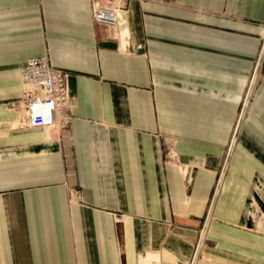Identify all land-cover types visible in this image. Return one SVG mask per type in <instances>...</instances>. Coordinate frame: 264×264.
<instances>
[{
  "label": "crops",
  "instance_id": "0c3cea01",
  "mask_svg": "<svg viewBox=\"0 0 264 264\" xmlns=\"http://www.w3.org/2000/svg\"><path fill=\"white\" fill-rule=\"evenodd\" d=\"M263 22L264 0H130L118 29L91 0H0V264H191ZM45 55L57 133L12 109ZM196 264H264V74Z\"/></svg>",
  "mask_w": 264,
  "mask_h": 264
},
{
  "label": "built area",
  "instance_id": "2783aa9c",
  "mask_svg": "<svg viewBox=\"0 0 264 264\" xmlns=\"http://www.w3.org/2000/svg\"><path fill=\"white\" fill-rule=\"evenodd\" d=\"M162 4L165 0H141ZM130 0H91V12L96 24L107 29L119 28L120 13L129 5ZM119 37L127 48L128 36L121 32ZM21 98L12 103V109L21 123L33 128H44L60 132L68 128L71 120L72 102L69 90V75L52 66L47 55L32 58L19 72ZM220 178L214 197L209 203L202 229L199 233L191 264H196L207 240V231L214 216L215 199L220 191ZM220 183V184H219ZM218 191V192H217ZM122 217H117L120 222Z\"/></svg>",
  "mask_w": 264,
  "mask_h": 264
},
{
  "label": "rangeland",
  "instance_id": "374dc122",
  "mask_svg": "<svg viewBox=\"0 0 264 264\" xmlns=\"http://www.w3.org/2000/svg\"><path fill=\"white\" fill-rule=\"evenodd\" d=\"M263 74H264V22L261 23L259 50H258L257 56L254 60V64L252 67L251 74L249 76V79L247 81V84L245 86V90L243 92V95H242V98L240 101V106H239V110H238L237 115H236L235 124H234L233 130L231 132V135L229 137L227 146L225 148V151H224V154L222 157V164H221L220 170L218 172L209 203L211 202V199L215 196L214 192H215L216 185L218 183L220 176L222 177L221 178L222 182L220 185V191H222V189L225 185L232 159L234 157L235 151L237 149V145H238L239 140L241 138L242 128L244 126L246 119L249 118V116L251 114V106H252V102H253V99L255 96V91L258 89V87L261 83V79H262ZM238 125H239V127H238ZM236 126L238 127L237 132L235 130L237 128ZM172 154L173 153H172L170 148H169V150L165 148L166 159L174 158V157L176 158V156H174V154L173 155ZM218 197H219V195L215 199V206H216V203L218 201ZM209 203H208V207H209ZM202 226H203V224H202ZM202 226H201L199 231H201ZM208 231H209V227H208ZM208 231H207V234H208Z\"/></svg>",
  "mask_w": 264,
  "mask_h": 264
},
{
  "label": "bare ground",
  "instance_id": "6f19581e",
  "mask_svg": "<svg viewBox=\"0 0 264 264\" xmlns=\"http://www.w3.org/2000/svg\"><path fill=\"white\" fill-rule=\"evenodd\" d=\"M238 127H239V125H238ZM238 127L236 128V132H237V130H238ZM235 139V138H234ZM235 142V141H234ZM221 179V178H220ZM222 182V180H220V183ZM219 183V184H220ZM223 189H224V187H223ZM223 189H222V191H223ZM222 191H220L219 192V194H217V195H219V197H218V201H217V203H216V206L214 207V214H215V211H216V208H217V204H218V202H219V199H220V197H221V194H222ZM218 192V191H217Z\"/></svg>",
  "mask_w": 264,
  "mask_h": 264
}]
</instances>
